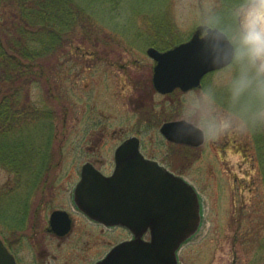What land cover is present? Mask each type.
<instances>
[{"label":"rangeland","instance_id":"1","mask_svg":"<svg viewBox=\"0 0 264 264\" xmlns=\"http://www.w3.org/2000/svg\"><path fill=\"white\" fill-rule=\"evenodd\" d=\"M75 1L88 17L65 48L70 50L68 60L64 59L68 69L65 95H58L56 84L46 93L42 82L30 92L33 98L51 94L55 109L60 110L58 104L64 106V114L55 119L53 147L63 148L65 154L60 162L63 169L56 174L70 170L77 179L80 163L74 158L90 142L85 133L107 134L97 145L102 159L111 158L108 150L120 138L136 134L150 154L166 159L200 193L201 226L180 247L179 264H264V129L249 130L234 118L222 133L208 135L201 126L207 115L194 110L210 87L228 89V66L209 73L196 90L160 96L151 93L148 85L154 61L146 48L164 49L187 40L198 25L221 29L231 24L232 0ZM216 16L219 26L212 23ZM225 99L228 105L215 99L212 115L227 116L233 111L229 95ZM150 111L159 112L160 117L152 121ZM176 118L199 125L206 135L204 143L191 150L167 142L159 127L164 120ZM224 143L229 145L227 150H223ZM240 147L243 151H237ZM12 178L0 166V190ZM4 208L10 213L9 205Z\"/></svg>","mask_w":264,"mask_h":264},{"label":"flooded vegetation","instance_id":"2","mask_svg":"<svg viewBox=\"0 0 264 264\" xmlns=\"http://www.w3.org/2000/svg\"><path fill=\"white\" fill-rule=\"evenodd\" d=\"M181 42L183 41L164 49L154 45L146 48L147 55L154 61L151 81L148 84L151 93L167 96L176 90L187 92L199 89L209 73L223 68L204 74L199 85L187 90L177 87L170 92L159 91L153 84L154 66L157 61L149 54L148 49L153 47L162 52ZM227 90H215L210 87L207 91L216 100L228 105L229 101L225 99L226 94L229 95ZM216 92L221 95H217ZM150 112L147 114L152 121L160 117L159 112L158 115ZM179 119L200 127L191 119H168L161 123L159 133L170 144L191 150L197 149L204 143L206 137L201 127L204 140L198 145L169 140L161 132L160 128L164 122ZM104 134L107 135L104 132L92 131L84 134L90 142L86 143V147L78 149L79 158H74V162L80 163L76 173L77 179L72 178L70 170H65L64 174H56V171H61L64 166L61 167L60 163L62 156L65 155L63 148L37 149L29 157L20 153L15 172H11L14 180L9 179L0 190V203L10 206V213H7L5 205H0V222L3 225L0 228V240L15 264H97L117 244L133 240L135 230L144 231L141 235L143 239L150 237V229L143 228L142 222L137 228L120 222L126 219L134 226L138 223L134 220L136 218L142 220L146 214L150 195L145 191L140 179L160 170H168L175 176L185 177L171 168V163L166 159H159L150 154L147 148L143 147L142 139L136 134L120 138L118 144L108 150L111 153L107 155H111V158H100L103 154L97 145ZM131 137L138 138L137 150H126L128 155L120 156L119 145ZM222 146L223 150H227L229 145L224 143ZM236 146L234 144L235 148ZM237 151H243V148L240 147ZM183 159L184 156L180 154L181 164ZM73 166L76 167V164ZM129 172L139 180L130 178ZM101 176L104 178L112 176L113 179L104 180ZM83 177H87L84 183L81 181ZM12 182L13 185L9 186ZM192 185L199 193L197 187Z\"/></svg>","mask_w":264,"mask_h":264},{"label":"trees","instance_id":"3","mask_svg":"<svg viewBox=\"0 0 264 264\" xmlns=\"http://www.w3.org/2000/svg\"><path fill=\"white\" fill-rule=\"evenodd\" d=\"M87 17L75 0H0V166L12 173L20 153L54 145L64 106L55 109L51 94L33 98L31 87L65 95V48Z\"/></svg>","mask_w":264,"mask_h":264},{"label":"water","instance_id":"4","mask_svg":"<svg viewBox=\"0 0 264 264\" xmlns=\"http://www.w3.org/2000/svg\"><path fill=\"white\" fill-rule=\"evenodd\" d=\"M231 48L221 29L204 24L198 25L189 39L165 51L150 47L148 52L157 61L153 84L161 92L197 86L204 74L228 65ZM222 52L228 53L227 58L221 59ZM160 130L167 139L176 142L198 145L204 140L203 130L184 119L164 122ZM137 148L138 138L131 137L119 145L118 151L120 156H127L126 150ZM129 175L139 180L131 172ZM101 178L113 179L112 176ZM86 180L87 177H83L81 181ZM140 181L150 195L146 214L142 220L136 218L134 222L138 223L134 226L126 219L120 222L134 228L142 222L143 228L150 229L149 239L141 237L144 231L135 230L133 240L117 244L97 264H179V247L197 232L202 219L201 204L197 191L189 182L168 170L149 174ZM0 264H15L1 240Z\"/></svg>","mask_w":264,"mask_h":264},{"label":"clouds","instance_id":"5","mask_svg":"<svg viewBox=\"0 0 264 264\" xmlns=\"http://www.w3.org/2000/svg\"><path fill=\"white\" fill-rule=\"evenodd\" d=\"M232 23L221 28L232 45L228 62L227 87L233 111L227 116L212 115L215 98L205 94L194 110L207 115L201 126L208 135H218L239 119L249 130L264 129V0H232ZM219 26L220 17H214ZM228 53L222 52L221 59Z\"/></svg>","mask_w":264,"mask_h":264}]
</instances>
